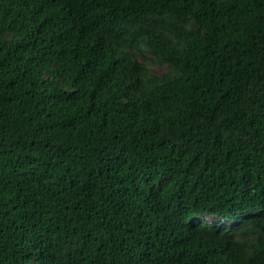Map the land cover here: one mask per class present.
Instances as JSON below:
<instances>
[{
  "label": "trees",
  "instance_id": "16d2710c",
  "mask_svg": "<svg viewBox=\"0 0 264 264\" xmlns=\"http://www.w3.org/2000/svg\"><path fill=\"white\" fill-rule=\"evenodd\" d=\"M0 264H264V0H0Z\"/></svg>",
  "mask_w": 264,
  "mask_h": 264
},
{
  "label": "rangeland",
  "instance_id": "374dc122",
  "mask_svg": "<svg viewBox=\"0 0 264 264\" xmlns=\"http://www.w3.org/2000/svg\"><path fill=\"white\" fill-rule=\"evenodd\" d=\"M138 62L145 64L148 66L149 70L157 75H162L166 72V68L159 64H153L150 55L146 54H137L135 58ZM206 221H212V219L208 216L204 217Z\"/></svg>",
  "mask_w": 264,
  "mask_h": 264
},
{
  "label": "clouds",
  "instance_id": "9594fccd",
  "mask_svg": "<svg viewBox=\"0 0 264 264\" xmlns=\"http://www.w3.org/2000/svg\"><path fill=\"white\" fill-rule=\"evenodd\" d=\"M211 218V217H210ZM212 219V221H209V222H213V221H217L216 219H214V218H211Z\"/></svg>",
  "mask_w": 264,
  "mask_h": 264
}]
</instances>
